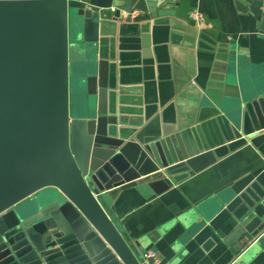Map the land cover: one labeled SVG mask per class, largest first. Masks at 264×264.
I'll return each mask as SVG.
<instances>
[{
    "label": "water",
    "instance_id": "1",
    "mask_svg": "<svg viewBox=\"0 0 264 264\" xmlns=\"http://www.w3.org/2000/svg\"><path fill=\"white\" fill-rule=\"evenodd\" d=\"M181 1L0 0V264H149L145 239L113 216L114 200L133 187L163 193L218 159L206 136L197 140L200 118L184 130L173 122L198 143L170 149L161 139L139 142L142 122L120 102L124 27L140 11L149 18L133 35L148 33ZM234 1L260 15V0L253 9ZM244 99L225 139L264 133V87ZM240 225L255 237L264 214Z\"/></svg>",
    "mask_w": 264,
    "mask_h": 264
},
{
    "label": "crops",
    "instance_id": "2",
    "mask_svg": "<svg viewBox=\"0 0 264 264\" xmlns=\"http://www.w3.org/2000/svg\"><path fill=\"white\" fill-rule=\"evenodd\" d=\"M248 1L253 9L255 1ZM260 3L257 17L234 0H182L175 16L163 17L148 33L133 35L136 24L149 18L140 11L134 14L139 20L124 27L129 34L121 50L120 102L142 122L137 140L186 149L206 136L218 158L163 193L125 189L110 207L124 232L145 239V249L156 250L166 264H231L241 244L232 264H264V230L258 225L254 237L240 225L246 215L264 214V133L225 139L231 136L229 115L264 87ZM205 101L214 108L204 107ZM199 118L198 142L193 133L179 134Z\"/></svg>",
    "mask_w": 264,
    "mask_h": 264
},
{
    "label": "built area",
    "instance_id": "3",
    "mask_svg": "<svg viewBox=\"0 0 264 264\" xmlns=\"http://www.w3.org/2000/svg\"><path fill=\"white\" fill-rule=\"evenodd\" d=\"M135 12L134 14H136ZM199 14V12H194L192 15L198 16ZM144 256L149 264H166L156 250L149 249L145 252Z\"/></svg>",
    "mask_w": 264,
    "mask_h": 264
}]
</instances>
